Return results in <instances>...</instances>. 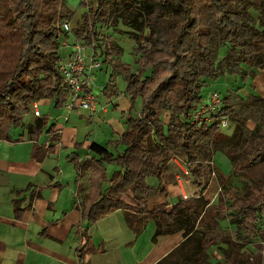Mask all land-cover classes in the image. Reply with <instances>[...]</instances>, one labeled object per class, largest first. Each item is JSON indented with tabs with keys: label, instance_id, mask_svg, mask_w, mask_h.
Listing matches in <instances>:
<instances>
[{
	"label": "trees",
	"instance_id": "obj_1",
	"mask_svg": "<svg viewBox=\"0 0 264 264\" xmlns=\"http://www.w3.org/2000/svg\"><path fill=\"white\" fill-rule=\"evenodd\" d=\"M82 4L87 5L88 12L76 26V40L84 42L95 57L96 48L104 46L100 56L112 65L122 50L112 40L111 43L104 40L110 38L102 34V28L120 19L131 29L128 34L135 42L139 59L136 72L127 65L120 66L130 101L126 127L114 141L116 148L119 144L124 147L123 151L111 152L107 146L113 140H109L106 145L92 142L88 150L93 156L83 161L69 156L74 161L76 175H87L82 217L93 223L120 209L137 234L149 221L154 224L153 239L180 232L183 240L172 250L182 251L184 261L179 264L190 261L198 264L200 259L194 258L216 244L214 238L202 237L201 224L211 230L219 220L227 219L234 225L240 241L235 242L236 250H228L221 264H235L234 261L243 264L249 259L246 248L260 243L263 246L260 264H264V181L238 190L229 179L222 178L219 205H209L207 214L204 209L202 193L210 174L199 155L205 151L207 158H211L205 143L210 140L219 143L222 139L219 117L234 115L228 97H223L221 114L215 115L211 122L191 120L205 78L215 75L209 48L212 39L218 38L222 44L229 45V57L236 64L264 69V0H84ZM6 9L0 15V40L14 45L17 54L11 58L14 67L0 73L3 79L0 80V140L19 141L20 137L13 139L10 134L13 126L22 120L17 113L16 98L25 108L29 102L48 98L60 109L69 97V92L59 83V37L67 35L63 20L70 19L74 12L64 0H7ZM251 10L258 11L259 27L250 19ZM145 70L149 74L144 75ZM113 78L111 74L104 89L109 97L118 96ZM138 97L142 108L133 117L130 111ZM162 110L168 112L167 122L160 119ZM47 120L35 117L26 126L33 142V155L42 149L40 135L52 131L53 125L47 129ZM246 145L249 148L243 149L249 154L247 163H264V128L257 139L247 141ZM173 158L182 160L198 190L189 199L179 198L173 204L163 201L149 208L153 195L167 194L164 171ZM110 161L118 163L121 169L102 188L104 164ZM148 176L158 179L157 187L147 183ZM21 210L16 205L14 212L19 214ZM205 214L207 222L203 219ZM89 238L87 235V241ZM88 246L85 243L80 251ZM167 255L155 264H164Z\"/></svg>",
	"mask_w": 264,
	"mask_h": 264
},
{
	"label": "rangeland",
	"instance_id": "obj_2",
	"mask_svg": "<svg viewBox=\"0 0 264 264\" xmlns=\"http://www.w3.org/2000/svg\"><path fill=\"white\" fill-rule=\"evenodd\" d=\"M83 1L84 0H64L74 14L70 19L63 20V22H69L70 29L67 35L62 34L59 37V54L60 59L62 60L71 53L72 45L76 41L74 34L77 31L76 26L81 21L83 15L88 12L87 5L82 4ZM6 8L7 0H0V15L7 12ZM250 19L255 26L259 27L258 11L251 10ZM130 30L131 29L120 19L114 24L110 22L102 28V34L110 38L103 37L105 38L104 40L109 43H111L110 41L112 40L117 43L122 50L117 57H114L115 60L112 65L104 62L103 56H100V49L104 46L96 48V53L98 55L97 58L101 65L93 71L94 81L92 83V89L93 94L97 96L98 104L106 106V109H108L107 113H100V115L95 114V117L93 118V115H91L89 111L78 108L73 110L69 121L65 122L63 121L61 114L64 109L63 107L57 109L52 102H42L39 104V112L41 117L48 118L47 129L53 125L54 120L60 121L66 124L69 128H75L74 131L78 135V138L81 137V143L84 141L82 139L84 135L87 134L86 137H89L88 134L91 132L92 135L90 136V139L92 142L106 145L109 143V140H113V143L110 142L107 148L113 153L123 151L124 147L121 144H119L117 148L115 147L114 141L118 139L115 129L118 128V124H121L124 128L126 127V116L128 115V110H130V101L125 93L126 83L123 74L120 72V66L121 64L127 65L133 72H136L139 69V59L135 52V42L128 34ZM209 48L212 52L211 59L213 62V68L215 69V75L205 78V84L201 89L200 103H204L211 92H217L221 97H228L229 105L234 111V115L228 117L229 122L227 127L220 128L222 139L219 143H216L213 140L205 143V146L207 147L206 149L212 153V157L208 159L205 151H202L199 155L200 162L210 174L208 181L204 184L205 190L202 193V197L206 203L204 208L206 214L209 210L208 206L217 205L219 199L222 197V178L229 179L233 186L238 190L243 189L244 186H250L254 184V182L257 183L258 181H264V163L253 165L248 164L246 160L249 157V154L243 149V147H246L245 149L249 148V145H246V142L257 139L258 133L264 128V69L254 70L247 65L236 64L234 60L229 57V45L222 44L218 38L210 41ZM87 52L92 53L93 51L90 48H87ZM16 54L17 48L14 45H6L4 44V40H0V73L5 69L14 67V60L11 58H14V56L16 57ZM251 71H253V73H251ZM149 72V70H145L143 73L144 75H147ZM111 74H113L114 77L112 82L117 89L118 96L114 95L109 97L104 93V89L110 83ZM0 80L2 81L3 79ZM59 83L62 85L60 79ZM32 103L33 101L29 102L27 108H25L20 101H18V98H16L17 113L20 114L22 118L21 123L17 126H13L10 132V134L16 139L21 136L22 132L27 134L26 126L35 119L31 105ZM141 108L142 100L138 97L130 111V115L135 117L141 111ZM112 111H116L115 119L114 121H107L106 118H108L107 116L110 115ZM89 114L96 123H92L88 126V124L83 125L80 120H77V118H80V115H84L88 118ZM160 119L163 122H167L168 112L162 110ZM257 129H259L258 132H256ZM69 135H72V132L71 134H66L65 130L63 140L66 145L69 143ZM230 138H232V140H230ZM46 140H48V133L47 131H44L40 135L39 141L42 143ZM63 151H66V149H63ZM86 152H88L87 149L82 148L81 144L64 152L63 164H61L62 167L65 168L64 171L67 173L75 170L74 162L70 160L69 163L66 162L68 155L75 156L72 154L75 153L78 155L76 157L78 161H83ZM230 154H232V156H230ZM90 155L93 156V153L90 152ZM104 167L105 180L101 182L102 188H105L108 185L111 176L121 169V166L115 161L105 162ZM184 169L185 166L182 160L173 158L170 161L164 171V178L168 182L167 194L153 195L148 202V207H156L163 201H168L170 204H173L179 198L183 199L182 193H184L189 199L195 194V192H197V186L189 178L188 173L186 174L184 172ZM84 175L85 179L79 186L78 192L81 206L84 201L85 190L88 186L86 181L87 175ZM146 181L153 187H157L158 185V179L154 176H148ZM206 214L203 216V219L205 220L204 222H207V219L205 218ZM150 227L154 228L152 222L148 224L147 229L149 230ZM199 228L204 231V234H202L203 238L208 239L212 237L215 239L216 244L206 248L194 258L200 259L198 264H220L224 262L228 250L237 249L235 242H239L240 240H238L235 235L234 225L229 220H219L217 226L211 230L207 229L205 224H201ZM143 236L144 238L145 236L147 237L145 233ZM182 240L183 239H181V241ZM193 242L194 241L192 240L189 243L192 244ZM187 243H185V245H187ZM137 246H139L138 250H140V252L147 250L145 248V243ZM188 248L189 246H186V249ZM246 250V252L249 253V259L244 261L243 264H260L263 253L262 244H251ZM181 252V250L176 249L169 253L164 264H179L183 262L184 260ZM195 263L196 262L190 261V264ZM234 263L236 264L235 261Z\"/></svg>",
	"mask_w": 264,
	"mask_h": 264
},
{
	"label": "crops",
	"instance_id": "obj_3",
	"mask_svg": "<svg viewBox=\"0 0 264 264\" xmlns=\"http://www.w3.org/2000/svg\"><path fill=\"white\" fill-rule=\"evenodd\" d=\"M37 102L39 111L40 103L51 101L43 98ZM63 108L65 122L78 109ZM107 111L98 109L89 113L94 118L95 114ZM90 114L88 118L80 115L77 120L88 126L96 123ZM115 116L116 111H112L106 119L114 121ZM117 126L115 132L119 135L125 128L121 124ZM74 129L54 120L48 140L39 141L42 149L34 155L33 142L23 132L19 141L0 140V264H155L160 261L181 243V233L153 239L154 228L147 229L152 222L149 221L137 234L120 209L93 223L82 217L78 192L85 175H76V168L66 173L61 164L63 153L79 144L89 152L84 160L90 157L92 133L89 137L85 134L81 143ZM65 130L66 134L72 132L68 145L63 140ZM69 160L68 155L66 162ZM16 205L22 209L19 214L14 212ZM87 242L89 246L81 252ZM142 243L147 250L140 252L137 245Z\"/></svg>",
	"mask_w": 264,
	"mask_h": 264
},
{
	"label": "built area",
	"instance_id": "obj_4",
	"mask_svg": "<svg viewBox=\"0 0 264 264\" xmlns=\"http://www.w3.org/2000/svg\"><path fill=\"white\" fill-rule=\"evenodd\" d=\"M63 29L69 31L70 24L65 21ZM87 46L79 40L72 45V51L65 59L58 64V74L61 84L69 92L64 107L68 110L80 108L89 111L91 114L98 109L105 111V106H99L97 96L93 94V71L100 67V61L94 56V52L88 53ZM32 109L36 117L40 116L38 102L33 101ZM31 108V107H30ZM223 109V97L217 92H211L204 103L195 107L192 113V122L209 123L214 116L221 114ZM223 113V112H222ZM228 116L220 115L219 128L228 126ZM184 172L187 174L186 168ZM184 199L188 198L185 194Z\"/></svg>",
	"mask_w": 264,
	"mask_h": 264
}]
</instances>
